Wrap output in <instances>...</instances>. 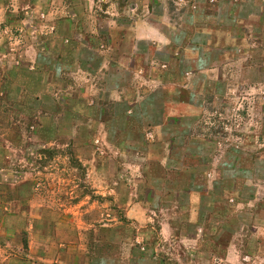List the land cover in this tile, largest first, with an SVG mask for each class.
<instances>
[{"label": "rangeland", "instance_id": "1", "mask_svg": "<svg viewBox=\"0 0 264 264\" xmlns=\"http://www.w3.org/2000/svg\"><path fill=\"white\" fill-rule=\"evenodd\" d=\"M77 8L92 17L73 28ZM149 14L156 39H132L131 27ZM113 20L112 60L100 71ZM56 25L66 58L42 48ZM263 25L264 0H0V264H264ZM213 42L223 48L187 66L180 45L195 54L194 43ZM214 63L219 80L192 73ZM162 72L174 74L178 102L197 112L170 118L175 125L157 141L146 128L160 118L164 90L143 80ZM124 87L132 89L118 100L114 90ZM137 87L153 91L128 110ZM168 139L175 158L186 155L170 170L196 181L198 216L213 215V225H178L199 242L208 229L200 259H185L160 225L171 211L178 223L188 216L178 204L186 195L170 204L169 193L158 200L147 191L148 222L139 226L125 211L135 189H115L133 184V166L158 174Z\"/></svg>", "mask_w": 264, "mask_h": 264}, {"label": "crops", "instance_id": "2", "mask_svg": "<svg viewBox=\"0 0 264 264\" xmlns=\"http://www.w3.org/2000/svg\"><path fill=\"white\" fill-rule=\"evenodd\" d=\"M104 12H108V11H104ZM86 16L87 18L92 17V14L89 11H86V13H84L79 8L72 9V11L70 12V25H73V22L78 24L79 21L82 19H85ZM150 17L151 15L149 14L148 16L145 15V16H140L138 18V20L135 22V25L131 27L132 39L134 38L136 40H146V41L156 39L157 35L159 34V30L150 21ZM112 23L116 24V21L113 20L107 26L106 28L107 40L106 42H104V44H102V48L100 50L101 58H102V62L100 64V69H99L100 71L101 70L103 71V68L105 69L107 66L106 64L111 63L110 60H112V58L110 57V54H111L110 49H113L111 40H112V35L115 32V31L113 32L114 26L111 25ZM57 25H56L55 31L51 32L50 35L47 36V38L50 39L51 42L49 41L50 43H47V45H45L42 48H46L47 50L46 52H48L54 57L59 58L60 56L62 58H66L68 56L67 54H69L70 52V48L68 47L67 43L62 42L61 31H60L59 26ZM59 25H60V22H59ZM248 26H252V25L248 24ZM72 27L74 28V25ZM263 28H264V25H263ZM92 32H96L95 29ZM187 35L188 34L186 33V36ZM249 37L256 38V37H253L252 35H250ZM211 39L208 42H212ZM183 40H184L183 43H185L186 39H184V37H183ZM193 45L194 47L198 49L195 51V54L191 53L190 46H188L187 48L184 46V44L179 46L185 49L184 52L182 51V53H183L184 60L187 63L188 67H191L192 65L199 63V60L201 58L200 54H202L204 50H209L210 48H214V49L223 48V46H220L219 43L217 42L207 43V47L202 46L201 43H194ZM33 53H34V56L31 55L32 58L30 59L29 62L35 64L38 52L36 50ZM170 59H174V57L172 56ZM120 64L123 65V63H120ZM218 66H220L218 63H214L204 68L194 69L192 70V73H194V71H199V72H202L206 76L207 79L210 78L211 80H214V81L219 80L221 78V74L219 73L220 70ZM174 79L176 78L173 73L168 74L166 72H162L161 76L152 75V77L146 78V79L144 78L143 80V82L152 84L154 87L160 86V88L164 90L162 91L163 94L161 93L162 94L161 97H164L163 100L161 101L164 107H160V118L157 123L149 125L146 128V131H150L151 133H154L157 141L162 140V137H160V135H162L160 132L162 128L168 127V126L171 127L175 125V123H171V122L169 123L168 120L170 118H173V119L174 118L179 119L180 117L181 118L183 117L192 118V116H195L197 112V109L190 104V100L188 101L186 100L187 104L185 102L184 103L178 102L179 101L178 97L180 95L179 90H177L178 88H177L175 81L170 82ZM138 82L140 85L141 81H138ZM135 86L137 85L135 84ZM131 89L132 87L130 88L124 87V88L116 89L114 91L117 93V95L120 98L118 100H123V99L125 100L128 97V92H130ZM151 91L153 90L148 91L147 88L139 89L137 87V93L138 92H141V93L138 94L135 100L132 99L128 103V110L132 109L133 105L136 104V102H138L139 99H142L147 93H151ZM186 92L188 95L184 94V97L189 98V95L191 94V92L190 91H186ZM188 144L189 143L185 145H188ZM172 145H175L174 139H168L167 143H165V146H164V153L157 155L158 174H152L151 166L149 164L146 166L145 169H142L141 172L140 171L136 172L138 166H133L132 167L133 171L131 173L126 170L127 173L131 174L129 176H126L128 178V183L133 182V184L128 185L124 181H118L116 182L115 189H119V191H121L120 189H135L137 200L136 202H133L132 205L126 206L125 211L128 217L134 221L133 223L139 226H145L148 222L146 220V209L148 205H150L152 200L146 198L147 191H149L152 194V197L158 200H161L164 194L169 193L170 194V204H172L173 202L178 203V201L180 200V196L186 195L185 203L184 204L178 203V204L180 205L179 209L181 210L184 209L186 210V212L188 211V216L184 217V219L181 221L179 219L178 220L179 223H178L177 221H174L171 215L172 213L171 211L170 220L161 222L160 225L161 227L163 225V227L167 226V228H169L170 240H172L173 242H176L178 244V248L182 252H185L186 254L185 259L190 258L188 257L189 255H192V257L194 258L197 257L198 259H200L199 256H200L202 249L207 247V243H210V237L206 235L208 233V229H204L205 231H207V233H205L204 236L202 237L203 240L199 242L200 239L196 240V238H189L188 237L189 234L182 232V231L179 232L178 225L179 224H182V225L188 224L192 226L204 225L206 227V225H210V224L213 225L212 223L214 222L211 219L213 215L209 217L210 213L209 215L207 213V216H205L204 218L198 216L200 212L199 210L201 209V206H202L203 193L199 189L196 188V181L194 179H189V181L182 182L180 181L181 173H179L178 170H175V171L170 170V162L174 160L175 162H177L178 160L179 162L180 161L182 162V160L186 156L185 154H182L179 158H175L172 152ZM161 146L163 145L161 144ZM142 158L150 160L152 158V155L150 154L143 155ZM184 170H186V168H184ZM122 176H125V174H123ZM164 177L166 178L163 179ZM163 180H165L167 184L163 185L162 184ZM209 184H211L210 180L208 181V185L204 188L205 190L204 192L206 193H207V190H209V188L211 187V185ZM163 189H167V190H163ZM118 201L120 202L119 199ZM171 206L172 205H170V209L173 208V206L172 207ZM191 242H193L194 245H191ZM179 243H182V245H179ZM214 243H216V241H214ZM195 244L197 245L195 246ZM196 251H198L197 252L198 254L193 253ZM204 254H206L205 250H204Z\"/></svg>", "mask_w": 264, "mask_h": 264}]
</instances>
